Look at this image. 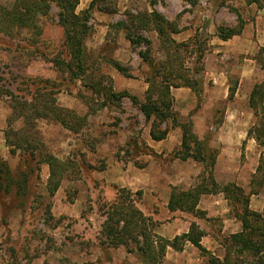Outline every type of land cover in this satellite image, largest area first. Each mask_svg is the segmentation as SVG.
<instances>
[{"label": "rangeland", "instance_id": "obj_1", "mask_svg": "<svg viewBox=\"0 0 264 264\" xmlns=\"http://www.w3.org/2000/svg\"><path fill=\"white\" fill-rule=\"evenodd\" d=\"M92 1L79 0L76 12L86 11ZM252 1L98 0L84 39L86 56L80 62L76 57L71 58L73 53L66 45L67 36L60 25V16L67 12L59 3H52L26 27L11 26L6 29L0 26V132L5 130L8 136V149L0 154V168L2 165L8 167L11 175L17 177L20 171H27L25 159L33 167L25 196L17 193L18 184L0 178V264H132L131 261L138 259L135 255L130 260L124 259L123 253L128 249H137L133 243L128 249L122 245L131 241L133 225L125 230L126 236L120 233L115 241L114 235L104 226H112L120 219L119 215L129 213L128 208L130 211H133L132 207L140 210V199L133 197L126 188L97 180L100 175L95 171L104 168L105 161L91 154L96 151V144L106 140L107 133L118 134L119 130L131 128V138L127 147H120L123 152L121 155L119 152V155L137 166L144 165L145 160L149 159L147 156L151 155L141 141L145 118L140 120L139 109L129 98H124L120 106L107 104L101 120L87 118L89 115H99L98 111L105 107L104 89L114 86L111 61L117 48L129 42L126 39L128 31L122 27L116 28V24L128 23L132 16L139 17L142 24L133 29L131 36L140 39L142 44L132 46L129 43L133 56L131 63L125 64L128 72L139 70V76L145 73L146 76L152 75L150 66L140 58V54L147 53L154 67H166L163 76L174 85H184L196 77L203 81L205 85L197 95V106L193 110L194 114L199 112L205 117L198 121L200 141L209 149L206 151L208 154L213 152L216 155L219 165H229L224 169L227 173L238 171L235 181L220 184L224 187L233 183L242 187L246 198L256 193L251 198V209L264 215V186L259 190L257 184L253 183V174L260 164L264 146L248 136L239 137L240 133L246 135L250 127H256L259 123L253 109L255 104L258 113L261 110L258 95L252 106L250 103L255 86L261 84V77H264V46L253 53V50L245 47V34L232 37L231 44H225L219 34V27L237 28L238 17L241 16L245 28L247 25L250 27L246 34L249 45L255 47L252 37H259L260 29L264 35V0L258 3ZM123 4L128 8L124 9ZM27 6L28 0H0V8H5L10 15L13 10L24 12ZM154 11L174 23L178 47L171 46L157 32L160 20L150 17ZM1 16L4 17V13L0 12ZM107 21L108 28L105 27ZM103 38L107 42L101 44ZM183 39L188 40L182 42ZM147 41L150 46L145 43ZM234 45L239 47L238 51L232 50ZM240 49L248 53H239ZM198 50L206 51L203 63L205 66L208 64L200 76L197 75L202 67L197 61ZM249 59L256 61L259 70L252 75L255 80L245 81L242 71ZM210 64L212 68H209ZM70 75H80L85 88L79 81H70ZM216 80L222 82L217 89L214 84ZM159 82L161 78L156 84L158 88ZM61 86H67L69 91H76L79 95L78 107L71 111L75 116L62 115L72 127L71 130L55 121L57 112H54L52 100L57 99ZM92 86L94 91L90 89ZM9 92L15 93L17 98V102L13 101L16 107L14 113L10 108L11 98L7 96ZM231 112L239 117L226 121ZM22 114L24 117H20ZM8 117H11L9 127L4 123ZM171 125L170 121L162 127L170 128ZM180 152L176 155L179 156ZM32 155L35 157L32 158ZM139 157V160H135ZM59 163L62 165L60 169L48 166ZM51 171L57 172L56 178L61 177L54 197L50 196L52 185H48ZM243 204L231 202L229 214L226 215L239 219L244 213ZM125 205L128 208H124ZM185 212L187 217L197 218L194 223H199L198 227L203 229L201 231L213 235L214 241L218 242L219 248L213 257L225 259L231 236L221 234L225 225L223 219L207 218L204 213ZM141 213L143 223L151 230L164 223L163 216L158 218L156 214V217H148ZM123 226L121 223L118 229ZM261 228L264 234V226ZM146 233L148 240L152 241L150 229ZM258 234L262 235L261 232ZM256 238L264 239L260 236ZM156 241L159 247L154 250V255L149 251L148 264L154 258L156 262L153 264L162 262L159 251L163 242ZM177 244L182 247L184 242ZM147 246L146 243L145 248ZM117 248H121L122 252L115 251ZM211 254L203 255L209 257ZM205 259L207 261L209 258ZM231 259L233 262L234 252ZM246 261L251 262L252 258L247 257Z\"/></svg>", "mask_w": 264, "mask_h": 264}, {"label": "trees", "instance_id": "obj_2", "mask_svg": "<svg viewBox=\"0 0 264 264\" xmlns=\"http://www.w3.org/2000/svg\"><path fill=\"white\" fill-rule=\"evenodd\" d=\"M97 1L98 0H93L86 11L78 14L76 10L80 4L79 0H28L29 6L25 7L26 10L24 12L19 10H13L11 11L12 16L6 12L5 8L4 9L0 8L1 10L0 12L4 13V17L3 16L0 17V26H3L6 29L11 28V26L26 27L28 25V22L35 21L38 14L44 13L52 3H59L60 6L63 7L65 12H67L66 15L60 16V25L63 27L65 31V35L67 36L66 45L71 50V53H73L71 58L76 57L77 61L80 62V60H82V58L86 56V54L84 53L85 50L84 39L89 29L88 24L91 18V13L95 9ZM258 2L259 0L252 1V3H258ZM150 17H155L158 20H160L157 32L161 35L162 39L166 40L171 46L178 47L179 43L173 38V34L177 33V29L174 23L161 17V15L156 11L151 13ZM238 19H239V24L237 28L227 29L225 27H219L220 38L223 41H228L232 37L236 35H240L242 33L243 29L245 28V22L243 21L241 16H239ZM141 24L142 22L139 17L136 18L132 16L130 20H128V23L118 22L116 24V28L118 29L120 27L125 28L128 31L126 38L130 41L132 46H135L142 44V41L140 39H134L131 36V33L133 32V29L135 27L141 26ZM145 43L147 44V46H150V43L148 41ZM198 52L199 55H197V61L202 65L200 69L201 72L197 73V75L200 76V73L205 72V63L203 62L205 60L206 51L204 53V51L198 50L197 53ZM146 54L147 53H142L140 54V57L146 64L150 66L151 72L152 71L153 72L152 75L147 80V82L151 84V87L149 92L147 93V97L145 101L141 102L137 97L131 95L126 91L117 93L113 90V86H110L109 88L104 89L105 102H106L105 106H107V104L120 106L124 98H129L132 104L137 106L139 111L143 114V116L145 117V121L152 123L151 134L153 139L155 140H163L167 137L170 128L168 126L166 128H163L162 127L163 124H168V122L171 121L172 127L181 126L183 131V140H182V150L179 156H182V158L184 159L193 158L195 161L202 163L205 166V171L203 173V176L201 177L202 183L197 185V187H195L193 190L187 192H182V191L173 192L169 204V209L171 211H177L178 209H180L182 211L195 212V209L202 195L207 193L217 194L222 192L224 193L226 199L229 200L230 202L236 204H240V202L244 203L243 204L245 206L244 213H242V215L239 216V219L241 220L243 225V229L242 232L230 237L231 243L227 246V250H228L227 255L223 260L213 257V254L209 255V257L206 256L208 255L209 251H207L201 244V240L202 237L204 236V233L199 229L196 223L192 224L191 231L189 234L176 238L172 243L159 238L157 235H154L153 233H149L150 238H152V241H149L148 240L149 238L147 237L148 234L146 232L148 229H150L151 231V228H149V226L147 227L143 223V219H142V217H144L142 216L143 214L141 213L140 210L135 209L134 207H132L133 211H130L129 208L125 205L124 208H128L127 210L129 211V213L128 214L122 213L121 215L118 214L120 219L114 222L112 226L107 224V226H104V229L105 228L108 229L109 233L114 235L113 241H115L116 240L115 237H117L118 234L124 233L125 230L130 225H133L134 229H132L130 236L131 241H129L128 243L126 241L122 245H124L128 249L130 248L131 243L135 244L138 252L141 255H143L146 263L150 255L149 251H151L152 255H154L155 253L154 250H157L156 248L159 247V243L158 241H156L157 239L163 242V246L159 251L162 260L163 257L165 256L166 249L170 244L173 245L175 248L181 250L182 247L178 246L177 243L179 241L185 242L186 240H188L195 247H197L202 254H206L205 257L209 258L208 259L209 264H264V239L258 240L256 238L258 236L264 238L263 228H261L262 226H264V215L258 212H254L249 208L250 197L246 198L245 191L238 185L233 183L228 184L224 187L218 185V183L215 180L214 172H213V169L216 164V155H214L213 152L211 154L210 153L208 154L206 152L209 149H207V147L204 146L203 142L200 141L199 138L193 132L192 123H186L181 125L178 123L176 113L173 110V98L171 95V88L188 87L191 88L193 91H195L196 94L198 95V93L202 92L203 90L202 89L203 81L201 82V80L198 77H196L194 80L192 81L190 80V82L189 81H187V83L185 82L184 85H174L169 81L168 78L163 76L164 74L163 72L164 70H166V67H161V65H159V67L157 68L154 67L152 60H150V58ZM168 58H170V55ZM111 66L121 71L124 70L122 65L114 60L111 61ZM79 77L81 76L70 75V81L79 79ZM160 78H161V82L159 83L161 84H160V88H158L156 84ZM50 88L52 90L54 89L53 86L52 87L50 86ZM90 89L92 91L95 90L94 86L90 87ZM8 94L9 95L7 96L8 98H11V102H12L10 108L12 109V113H14L16 111V107L14 106L13 101L17 102L16 101L17 98H15L14 96L15 93L9 92ZM257 95L259 97V101H261L262 103L261 110L259 111V113L256 105L255 104L253 105L254 100L257 99L256 97ZM52 102L54 103L53 106L54 112H57L55 114V121L60 125H62L64 128L71 130L72 127L69 126L68 121L65 118H63L62 115L64 113H67L68 115L73 113L67 109H63L57 106L56 99L52 100ZM250 104L251 106L253 105V109L255 110V116L256 118H258L259 123L256 127L250 128L248 132V137L253 138L260 145L264 146V81L261 84L255 86V89L251 95ZM20 117H24L23 114ZM10 119L11 117L9 118V120ZM7 142H8V136H7ZM192 146H194L195 151L193 150ZM19 148L21 149V147ZM33 157H35V155H32V158ZM21 159L24 160L23 157H21ZM25 163L27 164L26 165L27 171H20L17 177L11 175L12 172L8 167L2 165V168H0V178H2L3 181L6 182L7 180H9L10 183L15 182L16 184H18L17 193L19 194V196L22 195V193L23 196L27 194L26 189L28 187L31 175L33 174V167L29 165L30 161L25 159ZM55 163L58 162L55 160ZM48 166L49 167L53 166L55 167V169L56 168L60 169L62 165H60L59 163V165L54 166L49 164ZM56 174L57 172H53V171L50 172L48 185L50 186L52 185V187L50 188L51 197H54L61 184V177L56 178ZM253 183L257 184L256 187H258L259 190L264 186V153L260 159V164L258 165L257 171L253 176ZM139 195L140 194H138V196ZM138 198L140 199V197H137V199ZM136 217H139L137 218V221H136ZM121 223L124 224V226L119 230L118 227L120 226ZM148 225H150V223ZM260 232L262 235L258 234ZM140 236L141 238H139ZM153 238L155 239V241ZM146 243L148 245L147 248H145ZM128 250L132 251V249H128ZM232 252H234L233 262L231 259ZM236 255H238V257ZM247 257H251L252 261L247 262L246 261ZM154 262H156L155 258L153 259V262H150L149 264H153Z\"/></svg>", "mask_w": 264, "mask_h": 264}, {"label": "crops", "instance_id": "obj_3", "mask_svg": "<svg viewBox=\"0 0 264 264\" xmlns=\"http://www.w3.org/2000/svg\"><path fill=\"white\" fill-rule=\"evenodd\" d=\"M120 7L121 5H119V8ZM123 7L124 9L128 8V6H125V4H123ZM150 12H152L151 8ZM108 26L109 22L107 21L105 27L108 28ZM249 28L250 27H248L247 25L246 28L243 29L241 36L245 34V39L247 38L245 47L253 50L254 53V50L258 49L261 46H264V35L262 33L263 31L260 29L259 37L257 36L256 39L252 37L256 46H250V41L246 36V34H248V30H250ZM174 35L175 34H173L174 39L179 43V39L176 37V35ZM238 36L240 35L234 36L233 38ZM232 39L223 42L225 44H231ZM186 40L188 39H183L182 42ZM101 42V44H103L104 42H107V40L103 38ZM129 43L130 41L127 43H123L122 46L119 45L120 47H118L115 51L113 60L121 64L124 70L121 71L111 66L113 70L111 71V76L114 81L113 90L117 93L126 91L131 95L137 97L141 102H144L151 87V84L147 82L148 78L151 75L147 74L146 76L145 73V75L143 74L139 76V70L137 72H128L125 64H130L131 56H133V53L130 50L131 43ZM237 49H239L237 45H234V47H232V50L238 51ZM241 52H244L246 54L248 53V51L240 49L239 53ZM246 61H248V64H245V69L243 68L242 75L244 78H246L245 81H252L253 79L255 80V78H252V75L255 73L254 71L259 70L256 61L254 59H249ZM207 66L208 64L206 63V69ZM143 68L145 69L144 66ZM209 68H212L211 64ZM149 69L151 71L150 67ZM75 81H79L85 88L82 79H76ZM261 81H264V77H261ZM221 83L222 82H220L219 80H216L214 82L216 88H213L217 89V85ZM67 88V86L59 87L58 92L60 91V93L57 96L56 105L63 109L74 112L79 104V95L78 92L69 91ZM171 95L173 98V110L176 113L178 123L180 125L192 123L193 132L199 138L200 130L197 129L199 125L198 121L205 117L201 115L202 113L200 114L199 112H197L194 114L193 112L194 108L197 106L196 98L198 96L196 92L188 87H178L171 88ZM107 108L108 106H105L102 110L98 111L99 115H89L87 118H89L90 120L92 117H94V119L96 120H101L104 116L103 112ZM138 116L141 121H143L142 118H145L141 112ZM236 116L239 117V115L231 112L229 117H226V121L229 120V118H236ZM9 118L10 117H8L7 120L5 119L4 121L5 126L8 125V127ZM207 120H210L209 117H207ZM130 123L131 125H133V119H131ZM142 127L143 131L141 132V141L151 150V155H146L149 158L145 160L146 163L144 165L137 166L133 161H125L122 156H120L123 152V150H120V147L124 145L125 147H127V142L129 141L128 139L131 138L130 135L133 129L128 128L121 131L119 130L118 134L107 133L106 140L96 144V151L91 155L101 158L103 161H105V165H103L104 168L100 169L99 171H95V174L97 173L98 175H100L99 177H97V180L105 181L109 185H115L119 188H126L131 191L133 197H140L138 206L140 210L145 214V216L156 217V214L158 215V218L160 216H163L162 221L164 223L159 227L156 226V228L152 229L151 231L159 238L172 243L176 238L189 234L192 224L197 221V218L195 219L187 217L185 215V213L187 212L185 211H182L180 209H178L177 211H171L169 209L172 194L174 191L187 192L193 190L195 187H197V185L201 184L200 181L205 171V166L202 163L195 161L193 158L184 159L182 158V156L176 155L177 152H180L182 150L183 131L181 126L172 127L171 125L167 137L163 140L153 139L151 134V122L145 121V124H143ZM246 136H248V133H246V135L245 133L239 134L240 138H246ZM249 139L254 140L253 138ZM7 143V132L3 130L2 132H0V154L5 151L4 149H8ZM139 159L140 157L136 158L135 160ZM228 167L229 165H219L217 162L215 164L213 172L215 180L219 186H222L220 184L221 182H233L237 178L238 171L227 173L224 169H227ZM255 173L253 174V176L255 175ZM93 176L95 177L94 173ZM138 194L140 195L138 196ZM253 195H251L250 197V209L252 200L251 198ZM230 203L231 202L226 199L224 193L222 192L217 194L207 193L201 196L195 212L204 213L207 218H222V221L225 225L222 227L221 234H227L228 237H230L242 232L243 229V225L240 219L236 217L230 218L226 215L229 214L228 212L230 211L231 207ZM254 212L261 213L259 211ZM200 230L203 229L201 228ZM212 236L213 235L204 233L201 244L207 251L215 255V250L217 249V247L219 248V245L217 241H214ZM115 251H118L119 253L122 252L121 248H117ZM123 253L124 259L130 260L132 259V257H134V255L138 258L135 261H131L132 264H145L143 255H141L137 249H132V251L130 252L126 250L125 252L123 251ZM202 263L209 264L208 260L206 261L205 256H203L201 251L188 240L184 242L181 250L175 248L170 244L167 247L165 256L163 257V260L161 262V264Z\"/></svg>", "mask_w": 264, "mask_h": 264}]
</instances>
